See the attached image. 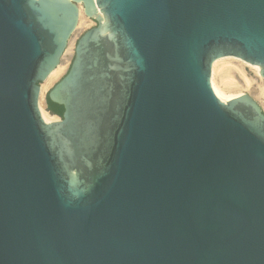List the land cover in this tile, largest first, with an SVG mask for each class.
<instances>
[{"label": "water", "instance_id": "95a60500", "mask_svg": "<svg viewBox=\"0 0 264 264\" xmlns=\"http://www.w3.org/2000/svg\"><path fill=\"white\" fill-rule=\"evenodd\" d=\"M224 56L264 77V0H0V264H264V110Z\"/></svg>", "mask_w": 264, "mask_h": 264}, {"label": "bare ground", "instance_id": "6f19581e", "mask_svg": "<svg viewBox=\"0 0 264 264\" xmlns=\"http://www.w3.org/2000/svg\"><path fill=\"white\" fill-rule=\"evenodd\" d=\"M78 23L73 36L78 34L84 25H89L91 23V18L85 15L82 3H78ZM72 37L68 41V46L66 47L62 58L70 50L72 43ZM69 49V50H68ZM71 51V50H70ZM71 53V52H69ZM68 53V55H69ZM67 58V57H66ZM64 60V58H63ZM66 60L65 62H67ZM65 62L61 60L58 66L50 73L46 78V86L51 85L55 82L65 71ZM249 67L254 73L257 81L253 85V80L247 76L245 73L246 68ZM210 82L214 88L216 94L222 99H232L243 94V89L249 91L251 94H256L257 98L264 99V77L260 75L257 66L243 61L239 57L235 56H224L213 61L210 74ZM45 85H40V96L38 101V107L40 115L45 122H53L59 120L58 116L51 115L45 108L42 102L46 87Z\"/></svg>", "mask_w": 264, "mask_h": 264}, {"label": "rangeland", "instance_id": "374dc122", "mask_svg": "<svg viewBox=\"0 0 264 264\" xmlns=\"http://www.w3.org/2000/svg\"><path fill=\"white\" fill-rule=\"evenodd\" d=\"M95 24L93 23V21L91 20V23L89 24V25H84V27L82 26V28L80 29L81 31L78 33V34H76L75 36H71L72 37V45L70 46V50L68 51V53L69 52H71V53H69V55H68V53H66L65 54V56L63 57L64 58V60H63V58H62V61L63 62H65L66 60H68L67 62H65V71L63 72V74L59 77V79L62 77V76H64V74L67 72V70H68V67H69V65H70V62H71V59H72V56H73V49H74V45H75V42H76V40L78 39V37L85 31V30H87L88 28H90V27H92V26H94ZM68 46V45H67ZM67 57V58H66ZM245 73L247 74V76L249 77V78H251L252 80H253V85L255 84V82L257 81V78L255 77V75H254V73L250 70V68L249 67H247L246 68V70H245ZM59 79H57L55 82H53L51 85H48V87L46 86V82H42L41 84H43V85H45L47 88H46V90H45V93H44V96H43V98H42V102H43V105H44V108H45V103H44V101H46V93L49 91V89L59 80ZM40 84V85H41ZM243 91V93H247V94H249V95H251L257 102H258V104L261 106V108H262V110H264V99H262V98H257L256 97V94L254 95V94H251L249 91H247V90H242ZM46 109V108H45Z\"/></svg>", "mask_w": 264, "mask_h": 264}, {"label": "trees", "instance_id": "16d2710c", "mask_svg": "<svg viewBox=\"0 0 264 264\" xmlns=\"http://www.w3.org/2000/svg\"><path fill=\"white\" fill-rule=\"evenodd\" d=\"M46 101H47V105H48V109L58 115V116H61L62 115V112H63V107L60 106V105H57L55 103H52L47 97H46Z\"/></svg>", "mask_w": 264, "mask_h": 264}, {"label": "built area", "instance_id": "2783aa9c", "mask_svg": "<svg viewBox=\"0 0 264 264\" xmlns=\"http://www.w3.org/2000/svg\"><path fill=\"white\" fill-rule=\"evenodd\" d=\"M93 21V23L95 24V21L94 20H92Z\"/></svg>", "mask_w": 264, "mask_h": 264}]
</instances>
